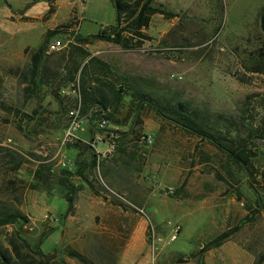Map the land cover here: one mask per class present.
<instances>
[{"label":"rangeland","instance_id":"374dc122","mask_svg":"<svg viewBox=\"0 0 264 264\" xmlns=\"http://www.w3.org/2000/svg\"><path fill=\"white\" fill-rule=\"evenodd\" d=\"M40 2H56V15L50 17L51 11L44 20L28 17ZM154 4L177 15H154L144 29L141 48L125 49L106 40L89 42L92 52L111 65L118 84L148 91L162 103L182 100L210 126L230 128L233 136L248 137L252 129L263 127L264 72L254 70L253 58L264 46L259 17L264 0H155ZM115 21L111 0H0V199L30 217L23 234L32 243L45 234L43 251L56 252L68 264H80L67 255L68 247L95 264H199L201 260L203 264H255L264 252V187L260 183L264 138H249L250 158L258 171L249 176L228 154L156 110L131 107L130 96H125L120 111L130 114L123 126L110 122L103 131L106 128H99L98 120L106 118L105 111L96 115V121L82 112L84 121L91 120L98 130L99 140L107 139L109 144L95 150L100 160L89 176L92 184L77 175L70 177L78 187L77 206L64 217L69 207L67 187L57 180L60 171L69 167L63 139L68 111L77 102L72 85L77 80L70 83L66 78L74 43L45 54L43 62L51 60L61 67L41 70L51 76L28 102L23 72L32 52L43 44L41 33L47 26L54 23L53 31H58L49 41L67 42L80 34L98 33ZM35 108L39 113L34 119L23 115ZM137 115L141 121L135 123ZM236 120L240 131L230 125ZM114 133L117 138L111 140ZM143 133L153 135L152 144L139 141ZM109 145L115 148L106 153ZM11 157L21 163L16 169L11 168ZM41 163L56 164L54 174L49 173L48 190L31 185ZM229 205L237 210L225 218ZM47 213L51 219H45ZM173 223L181 228L171 239ZM237 225L238 230L221 246L199 252L205 243ZM151 226L163 239L155 258L149 241Z\"/></svg>","mask_w":264,"mask_h":264},{"label":"trees","instance_id":"16d2710c","mask_svg":"<svg viewBox=\"0 0 264 264\" xmlns=\"http://www.w3.org/2000/svg\"><path fill=\"white\" fill-rule=\"evenodd\" d=\"M111 1L116 9L115 23L102 28L95 34L88 36L80 34L76 37L75 42L77 43L73 45L74 50L70 51L72 56L68 65L69 68L66 70V78L69 79L68 82L70 83H74L76 80L79 81V86L82 91V112L87 113L91 116L90 118L93 116V121H96V115L105 111V117L109 122L117 126H123L126 124L130 114L127 112V114L121 115L120 111L125 96H130L129 103L131 107L133 104L135 106L137 104L139 107L147 106L156 110L160 116L167 117L187 133L198 136L200 140L207 141L218 150L228 154L236 163L246 169L249 176L257 174V168L253 165L250 158L253 152L249 148L248 141L251 136L264 138V126L252 129L248 137H241L239 134L233 136L232 132L229 134L230 128L227 130L218 126H210L208 121H203L195 112V109L189 107L182 100H172L162 103L148 93V91H142L134 85H131L134 90L131 93V86L128 83L124 85L118 84L117 80L113 77L112 67L107 61L97 55H92L90 51L80 46L83 43H89L93 40H106L121 45L125 49H138L142 47L145 40L144 29L149 27L154 15L162 14L167 17L177 15L173 11H168L162 6L155 5V0ZM259 17L261 28L264 31V6L260 9ZM56 32L58 31L51 30L48 32L46 41L32 52L30 63H28L26 71L23 72L25 102H28L30 98L37 95L40 83L48 79L45 69L43 75L39 77V65L48 50L49 36ZM257 52L259 55L257 54L253 58L255 63L254 70L264 72V46L258 48ZM57 95L59 96V93L55 96ZM94 106H98V110L91 111V109H94ZM38 113L39 110L35 108L32 113H23V115L29 119H34V116ZM140 121L141 118L137 115L135 117V123ZM230 125L236 131H240L239 121H231ZM241 125L244 126L245 124L241 121ZM102 130L107 131L108 129ZM107 133V136H109V132ZM122 134L124 135V133ZM116 135L114 133L110 139L117 138ZM82 141L81 138H76L65 144L83 149L85 146L87 147V144ZM102 141L109 142L107 139ZM81 157H83L82 154L76 157V167L74 170L70 169V167L63 168L58 176L57 182L59 185L67 187L65 198L69 203V207L64 217L72 213L74 209L75 193L78 188L71 182L70 177L77 175L85 182L92 184L89 176L99 165L100 159L98 152L94 153L89 160L80 159ZM11 162L13 163L11 166L12 169H16L21 164L17 157H11ZM53 166L54 163L38 166L34 172L36 180L31 182L33 189L41 188L48 190L49 173L54 174L52 172L55 171ZM260 176L263 177L260 183L262 182V186L264 187V174ZM251 187L255 189L254 185H251ZM29 222L30 217L18 206L11 204L7 200L0 199V264H68L63 258H59L56 252L45 253L43 251L41 243L46 236L45 234H42L35 243H32L23 234L25 230L24 226ZM9 225L14 227L6 229ZM238 228L239 226L237 225L224 230L215 238L205 243L199 252L204 253L214 247L221 246ZM66 253L69 257L77 259L80 264H95L87 255L71 247L66 249ZM181 261V259L178 260V262ZM263 262L264 252L261 253L255 264H263ZM199 264H203L202 260Z\"/></svg>","mask_w":264,"mask_h":264},{"label":"crops","instance_id":"0c3cea01","mask_svg":"<svg viewBox=\"0 0 264 264\" xmlns=\"http://www.w3.org/2000/svg\"><path fill=\"white\" fill-rule=\"evenodd\" d=\"M58 8L59 7L56 4V2H52L51 5H49V3L40 2V3H38L37 5H35L33 7V9H32L33 11L31 12L33 14L28 16V17H32L34 19H43L44 20V19L47 18L49 12H51V11H54L53 12L54 14H50V17L51 16L54 17V15H56V13H57ZM54 29H55V24L53 23V24L47 26L46 30L42 31L41 35L44 33V37H43L44 41H46L48 32L51 31V30H54ZM53 40L54 39H52L50 41L48 40V46H49V43L52 42ZM69 43L76 44L77 42H75V41H73L71 39H68L67 40V45L63 49L68 48ZM80 46H82L84 49L90 51L92 53V55H95L92 52V50L90 49L89 43H83V45L81 44ZM24 48L26 49L27 47H23V51L25 50ZM63 49H61V50H63ZM70 50H74V47H73V49H70ZM54 52H57V51H54ZM46 53L50 54V51L47 50ZM19 65H20V63H19ZM23 66L24 65H21L22 68H23ZM58 66L61 67V64L52 63L51 60H48L47 62H43V59H42L40 65H39V69H40L39 76L43 75L41 73V70H43V68L46 67L47 69L58 70ZM47 76L50 77L51 75L50 74L48 75V73H47ZM77 134L83 140V142H85L87 144V147L85 146V148H83V149H80V148H77V147H74V146H67V145L64 147V152L68 153L67 155L69 157V161H68L69 162V167L72 170H74L75 167H76V161L75 160H76V157L79 156V154L80 155L82 154V156L86 155V156L92 157L93 154L96 153L95 150L99 151L100 149L106 148L107 145H108L106 142L100 141L98 139L99 132H98V130H95V128L93 127V124L91 123V120H89V119L84 121V123L82 124V127L77 131ZM102 142H103V144H102ZM55 166H56V164H54V167ZM82 182H81V184H82ZM75 206H77L76 203L74 204V207ZM236 210L237 209H236V207L234 205H229L228 207H225V209H224L225 218L233 216V214H235ZM263 264H264V262H263Z\"/></svg>","mask_w":264,"mask_h":264},{"label":"built area","instance_id":"2783aa9c","mask_svg":"<svg viewBox=\"0 0 264 264\" xmlns=\"http://www.w3.org/2000/svg\"><path fill=\"white\" fill-rule=\"evenodd\" d=\"M66 45H67V42H65L63 39H60V38L54 39L52 42L49 43L48 50L49 51H59L63 49L64 47H66ZM72 85H74L73 92L76 94L77 102L75 106H73L68 111L70 121L67 126V130L65 133V137L63 139V143L79 138V136L77 135V131L82 127V124L84 123V119L82 117V93H81V89L79 86V81H77L76 84H72ZM109 124L110 122L107 118H101L98 120V127L101 129L108 127ZM139 141L150 145L153 143L154 137L150 133H143L142 135H140ZM114 148H115L114 145H109L106 150V153H111L114 150ZM168 191L173 192L172 187H168ZM113 193L117 195V197L120 198L121 200L126 201V199L122 195L115 193V192ZM138 210L141 213L145 214L144 209L138 208ZM44 217L47 220V219H51L52 215L47 213L44 215ZM173 225L174 226L172 229L173 231L171 233V239L176 238L177 233L180 232V228H181V226L178 223H173ZM162 240H163L162 237L157 233L155 227L151 226L150 231H149V241H150V247H151L153 258H155L156 255L158 254Z\"/></svg>","mask_w":264,"mask_h":264}]
</instances>
